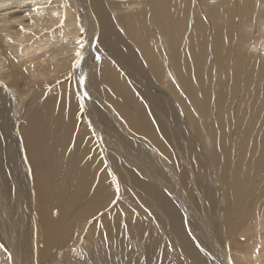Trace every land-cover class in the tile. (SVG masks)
<instances>
[{
	"label": "bare ground",
	"instance_id": "1",
	"mask_svg": "<svg viewBox=\"0 0 264 264\" xmlns=\"http://www.w3.org/2000/svg\"><path fill=\"white\" fill-rule=\"evenodd\" d=\"M3 1L5 0H0V7L2 8L0 9V73L3 69L2 76L6 82L5 84L2 83L0 88V251L4 250L2 252L4 256L0 259V264H47L55 249H62L66 246L68 243L66 232L75 227V224H72L73 217L70 212L72 205L68 201L66 202L65 197L60 196L57 187H55V164L51 160L54 158L55 152L49 148V143L53 137H56L55 132L52 133L47 120L43 116V110L34 109L29 112L28 109L25 123L19 127V136L22 140L23 153L27 161V164L25 161L22 168L16 167L13 158L18 140L13 137V130H10L6 116L8 104L10 103L8 98L11 99V96H13L14 90L12 88L14 86L20 88L19 81L23 80L26 87L32 90L35 88L36 80L39 79L38 82H41L46 76L45 73L41 72L43 64L38 63V56L35 59H31L34 55L28 56L30 48L33 47L37 53L39 49L36 47V43H40L41 40L45 41L48 38L57 41L61 37L59 34L62 29L69 28L76 39L74 43H77V47L74 51L66 53V57H70L72 52L79 50L81 53L85 48L89 49L95 42L98 33H100L99 38L102 37L108 50L112 49V52L107 53V59L104 58L101 62L105 65L102 66L101 70L95 69L94 73L99 75L102 80L111 82V88L116 91L115 97L124 99V102H121L116 98L117 102L112 107L118 113L121 111L120 116L127 119L128 126L137 132L135 133L137 141L132 139L131 141L136 142L135 147L140 152L138 157H134L133 162L140 174V177L139 175L138 177L141 179L134 178L131 176L132 174L128 176V179L141 186L148 195L149 203L155 200L151 202L152 204L155 203L153 205L154 209L147 206L146 210L152 211L149 214H152L153 217L157 215L159 208L164 210L163 213H158L162 216L163 223L159 221L157 223L160 228H163H161L162 231L165 229V237L168 233L173 234L179 239L181 246L186 245V248L191 251L192 254H184L185 260L183 262L186 261L185 264H230L227 259L228 256L223 258L224 254H218L216 243H210L209 238L204 234V229L206 231L208 224L207 226L206 224L202 225L196 208L193 209L191 201L184 195V192L186 189H192L195 194L199 193V196H201V199L196 196L198 201L206 200L212 221L208 220L210 218L205 221L214 224L217 237L222 242L224 239L231 237L242 224L246 223L245 219L247 217L250 220L256 219L258 222L256 229L262 230L264 228L261 221L263 217L258 216L261 213L264 215V210L260 211L256 207V211H250L252 206L255 205L250 200V193L253 191V188L250 187L254 186V183L257 186L258 180L253 176L255 178L252 179V182L251 180L249 182L248 175L244 173L241 166L245 163L254 167L257 163L261 169L256 170L259 173L261 172L264 165V138L261 142L247 143L251 146L250 150L244 145L246 149L237 144L232 147L228 146L231 158H228L224 164L223 161H218L217 169L215 164L210 165L207 163L206 166L208 167H204L203 170L209 185H205L202 191L195 188L197 186L195 183L190 186L188 178H191V180L193 177V179L196 178L195 169L184 157L181 149H179L181 163L178 162V165L173 162V159H170L172 162L170 161L169 165V162L161 155L164 152L161 150L162 144L160 147L159 141L156 140L153 123L155 122L160 131L168 137V125H171V123L166 118L170 117L173 120V126L171 125V127L175 131V138H177L181 135L183 123L186 125L189 121L191 127L194 124L199 125L197 112L194 109L196 105L201 108V116L204 122L212 119L210 92L205 83L211 73L207 67L210 61L207 59L208 54L212 50H216L221 54L222 59H225L227 55L233 54V51L238 52L237 46H240V49L247 47L249 38H253L252 33L249 32L252 29L253 22L247 19L244 26H241L239 30L234 12L224 9V4L229 3L230 0H221L220 3L219 0L217 2L216 0H30V9L26 12L29 14L27 17L24 16L23 19L17 16V11L16 13H14L15 11L9 12L5 7H2L1 2ZM25 1L27 0H13V3L17 4V7L14 8L18 9V7H21L19 5ZM248 7L251 9L249 2ZM259 17L264 18L263 15ZM61 26L64 27L61 28ZM258 29L262 30L259 21ZM40 30H43L41 34L39 33ZM88 31H91L90 36L87 33ZM36 38L39 39L34 42ZM97 45H99L98 42ZM94 54L95 52L92 53V55ZM79 57L76 55L69 65V62L58 60L54 68H60L61 70L69 68L70 70V66L75 67ZM116 59L119 60L120 72L117 71V67L112 68L117 63ZM25 71L28 73L26 74ZM175 71H177V76ZM125 76H132L135 82L139 84L142 99L144 95L148 100V105L151 104L149 110L142 108L143 106L140 105L138 99H135L134 90L132 92ZM74 77L76 83L78 82L77 78L82 81V78H79L77 74ZM247 77L248 81L249 78ZM8 78L11 80H8ZM242 79L243 66L240 61L236 67V84H239ZM174 81H179V85H182L179 90L174 87L172 83ZM220 83L223 84L224 80L221 79ZM42 86L40 84L39 90ZM172 86L174 89H172ZM70 94L65 95L63 98L58 118L55 120L58 122L55 131L59 134L57 140L60 143L71 145V152L67 151L68 154L64 160L78 162L79 158H74L77 152L87 153L83 150L81 137L77 138V135L73 133L74 127H80L83 120L74 111L76 98L73 97V93ZM36 96L37 94L33 92L32 97L35 98ZM95 102H97L96 98L93 103ZM46 103L39 110L46 108L47 105L50 108L54 104L59 105L53 95H50ZM97 103L98 105L101 104L100 102ZM80 105L83 107L82 101H80ZM103 105H106V103L101 104V106ZM171 106H177L179 111H174ZM109 107L111 106L109 105ZM190 107L191 109L188 110ZM64 108L68 109V114L62 111ZM192 112H195L193 117L190 116ZM84 114L83 111L80 117L85 118ZM108 115L112 120H118V114L113 109H109L108 114L104 113L105 117ZM184 115L186 118L188 117V120L185 121ZM179 123L180 125H178ZM174 124H177L178 127ZM231 125L235 127L229 119L220 122L223 135L228 134L226 128ZM138 132H146L144 134L150 136L152 141L143 138ZM208 132V128L204 129L206 135ZM108 133L110 134V132ZM83 134V131H79V135L83 136ZM117 136L119 135L117 134ZM167 137L164 136V138ZM210 141L214 143V140ZM112 142L115 143V138ZM149 144L152 147L151 149ZM205 144L208 145V140L205 141ZM185 145L187 146L186 143ZM177 146L180 148L179 144ZM122 147H124L121 150L125 156L120 158L121 160H127L132 151L125 148V143ZM147 149L150 152H147ZM257 149H259L258 154ZM109 150H111L110 147ZM254 150L257 157L253 153ZM50 153H52L51 156ZM237 153L242 156H247L250 153L251 159H243L242 157L239 167L232 171L231 161L235 160V155V157L239 156ZM180 154L178 153V155ZM87 156L88 154L85 156L86 164L84 168L88 167V163H94L88 159L90 156ZM216 160H219V157L216 156ZM212 166L215 167L216 171L213 170ZM220 166L227 167V171L220 170ZM28 167L31 175L24 171ZM177 172H180V175ZM92 173L91 176H83L80 189L75 194L82 195L85 193V197L88 198L86 201L87 208L79 215L83 220L100 211L108 202V198L112 196L111 188L114 181L111 175L108 176L105 172L97 171V169H93ZM180 176L182 179L185 178L186 184H189V186L184 187L185 184L182 183ZM253 177L251 176V178ZM218 182L222 183L221 187L220 183L217 185ZM214 184L215 186H213ZM201 191L204 192V197ZM166 196L170 200H175L176 205L173 202L175 208L172 201L166 199ZM118 208V212L116 211L114 216L118 217L119 213H121L120 216H127L125 207L121 205ZM154 210H157L156 213ZM52 211L57 213L54 214ZM145 216L130 219L131 229H129L128 223H118V225L113 223V230H116L114 233L120 244L124 242L125 235L131 232L132 237L136 239L134 241L149 240V236L151 237L153 233H149V236L148 233L143 236L142 232L144 227L146 230V227L153 224V218L145 220L146 222L139 220L140 218L145 219ZM159 218L161 219V217ZM100 219H102V222L98 223L99 229L96 233L99 236L97 238L99 243L104 240L103 237L109 232L108 220L106 219L105 222L103 217ZM154 222H156V219H154ZM164 224L166 228H164ZM154 226L156 227V225ZM208 228L211 227L208 226ZM209 233L212 235V231H209ZM86 236H89V234H83L82 239L75 242L74 248L70 250L72 251L71 254L82 248L88 250L92 247L90 238ZM195 236L201 239V243ZM127 237L129 238V236ZM125 240L127 241V239ZM105 243L111 249L115 247V243L110 244L108 238H106ZM239 243L241 244V241ZM192 244L194 245L192 246ZM230 250H232L231 247H227L226 252L228 253ZM99 251L103 250L100 249ZM214 251L217 259H214ZM105 252L107 255V251ZM113 252L107 256L114 255ZM234 252L237 251L233 250L232 253ZM130 253L131 251L129 254H125V260H132V253ZM241 253L243 254L240 251ZM7 254L10 257L9 259L5 258ZM94 255L92 254V256ZM120 258H122V255ZM109 259L111 258L109 257ZM249 263L261 264L256 261L255 263Z\"/></svg>",
	"mask_w": 264,
	"mask_h": 264
},
{
	"label": "rangeland",
	"instance_id": "2",
	"mask_svg": "<svg viewBox=\"0 0 264 264\" xmlns=\"http://www.w3.org/2000/svg\"><path fill=\"white\" fill-rule=\"evenodd\" d=\"M217 1L218 0H216V2ZM220 2L221 0H219V3ZM248 2L251 5V9L248 7ZM30 3V0L22 2L19 5L21 7H18V9H16L14 7H17V4H14L13 0H5L1 2V6L5 7L9 12L15 11L14 13H16L17 11V16L20 19H23L24 16L27 17V15L29 14L26 12H28L30 9ZM0 9L2 8L0 7ZM224 9L226 11L234 12V15H236V21L239 30L241 29V26H244L247 19L252 21V29H250L249 32L252 33L251 36H253V38H249L247 47H242L240 49V46H237L236 48L238 49V52L233 51V54L227 55L225 59H222L221 54L216 50H212L211 52H209L207 59L210 61L207 67L211 73L209 75V79L205 83L209 87L210 92L209 97L211 101L212 119H209L208 122H204L201 116V108L196 105L194 109L197 112V120L199 122V125L194 124L191 127L189 121V125L188 123H186V125L183 123L181 127V135L179 137L176 136L177 138H175V131H173L171 127V125L173 126V120L169 116V118H166V120H169V122L171 123V125H168V137L165 133L163 134L160 131L155 122V124L153 123V132L155 134L156 140L159 141V146L162 144V147H160L162 148V152H164V154H161V152L158 150L160 154L169 162V165L172 162V159L173 162H176L178 165V162L181 163V152L179 151V149H181L184 157L188 160L190 165H193L192 168L195 169L194 173L196 174L197 179H193L194 177L192 178V180L191 178H188L189 184L190 186H193V183H195V185H197L195 186V188L202 191L205 185H209L207 177L205 176V172L203 170L204 167H208L206 166L207 163H209L210 165L215 164L217 169L218 161H223L224 164L228 158H231L230 151H228V146L232 147L233 145L237 144L243 147V149H246L248 147V150H250L251 146L248 144H250L251 142H261L264 138V18L259 17L260 15L264 16V0H230L229 3L224 4ZM258 21L262 25L261 31L258 29ZM63 27L61 26V28ZM42 32L43 30L39 31L40 34ZM90 32H87L89 36ZM59 35L61 37H59L57 41L56 39L48 38L45 41L41 40L40 43H36L35 45L39 49L37 53L35 52L33 47L30 48V53L28 54V56L34 55L31 59H35L36 56H38V63L43 64V66L41 67V72L45 73L46 76L44 79H42L41 82H38L39 79L36 80L37 82L35 83V88L32 90L26 87V83L23 80H20V88L17 86H14L12 88V90H14L13 96H11V93V99L8 98L10 103L8 104L6 112L10 130H13V137L18 140V146L16 147L14 151L15 153L13 155L16 167L18 168H22V165L26 161V157L23 153L22 140H20L19 136V127L21 124L25 123L28 109L29 112L34 109L38 111L43 110L42 113L44 118L47 120V124H49L52 133L55 132L56 138L53 137L49 143V148L55 152L54 158L51 159L55 164V187H57V191L60 196L65 197L66 202L68 201L72 205L70 212L73 217L72 224H75V227L66 232L68 238V243L66 244V246L62 249H55L53 251L52 258L47 262V264H110V262L111 264H162L163 262V264H185L186 261L183 262V260H185L184 254H192L191 251L186 248V245L181 246L179 239L176 238L173 234L168 233L167 237H165V229L163 230V232V228L161 227V229L157 223L158 221L163 223V218L162 216L158 215V213L161 214L164 212V210H162V208H159L158 211L154 210L155 213L157 211V215H155L154 217L152 216V214H149L152 211L150 212L149 210H146V208L148 206L149 208L151 207L154 209L153 205L155 203L152 204L151 202L155 200H152L149 203L148 195L141 188V186L128 179V176L131 174V176H133L134 178L140 177L138 169L133 162L134 157H138L140 152L135 147L136 142L131 141V139L137 141L135 135V133L137 132L130 126H128L127 119L120 116L122 112L120 111L121 113H118L112 107L115 106V103L117 102L116 98L121 102H124V99L117 96L115 97L116 91L114 88H111V82L102 80L99 75H95L94 73L95 69L101 70L102 66L105 65L104 63L101 64V62H103L104 58L107 59V53H110V51L112 52V49L110 51L108 50L102 40V37L99 38L100 33H98L93 45L90 46L89 49L85 48V50L81 52V56L77 60L75 67L73 68L72 66H70V70L69 68H63V70H61L60 68H54V65H57L58 60H60L61 62H69L68 65L73 62L77 51L72 52L70 57H66L65 54L70 51H74V49L77 47V43H74L76 42V39L74 38V35L70 28L66 30L62 29ZM38 39L39 38H36L34 42H37ZM97 42L99 45H97ZM94 52L95 54L92 55V53ZM240 61L242 62L243 66V79L239 84H236V67L237 63ZM83 62L85 63L83 64ZM116 62V65L112 68L115 69L117 67V71L120 72L119 60L116 59ZM107 66L109 67V65ZM2 73H0V88L2 87V83L5 84L6 82V80L2 76ZM25 73L27 74L28 72L25 71ZM175 73L177 76V71H175ZM76 74L79 76V78H82V81H79V79L77 78L78 82H75L76 80L74 76H76ZM95 76L98 77L96 78ZM246 77L249 78L248 81ZM125 78L129 82V86L130 89H132V92L134 90L135 99H138L140 105L143 106L142 108H145V110H149L148 108H151L149 107L151 106V104L148 105V100L144 95L143 99L145 101L142 99L139 84L135 82V79L132 76H125ZM221 79L224 80L223 84L220 83ZM8 80L11 79L8 78ZM131 80L134 82H132ZM135 83L137 84L135 85ZM172 83L178 90L179 87H182V85H179V81H174ZM40 84L43 86L39 90ZM172 89H174L173 86ZM33 92L37 94L35 98L32 97ZM76 92H78L77 95H79L81 98L76 95ZM70 93H73V97L76 98L74 111L77 113L78 117L83 120V124H81L80 127H74L73 133L77 135V138L81 137V143L84 146L83 150L88 154L87 157L90 156V158L88 159L94 162V165L88 163L87 168H84L86 164L85 156L87 154H82L78 151L74 156V158H79L78 162H76L75 160L65 161L64 158L67 157V151L71 152V145L68 143L62 144L57 140L59 138V134L55 131V127L58 122L55 120L58 118L59 110L64 96L69 95ZM50 95L54 96V99L59 103V105L54 104L52 108L47 105L46 108L39 110L40 108H42V105L49 99ZM94 97L96 98L97 102H100L101 104L106 103V105L101 106V104L98 105L97 102L93 103V101L95 100ZM80 101L83 102V107L82 105H80ZM109 105L111 107L108 108ZM109 109H113L114 112L118 114V120H112L110 115H108L107 117L104 116V113L108 114ZM171 109H173L174 111H179L177 106H171ZM190 109L191 107L188 110ZM62 111L65 114H68V109L64 108ZM83 111L85 112V118L80 117V114H82ZM194 115L195 112H192L190 114L191 117H193ZM184 118H186L185 115ZM187 118L185 119V121L188 120ZM228 119L233 122L235 127L231 125L230 127L226 128V130H228V134L223 135L222 129L220 128V122L227 121ZM174 125L178 127L177 124ZM178 125H180V123ZM206 128H208L209 130L207 135L204 133V129ZM79 131L84 132L83 136L79 135ZM108 132H110V134ZM144 133L138 132V134L143 138L152 141L150 136ZM117 134L119 136L116 137ZM164 136L167 138H164ZM113 138H115V143L112 142ZM206 140H208V145L205 144ZM210 140H214V143H212ZM128 141L130 142L128 143ZM146 142L148 141L146 140ZM123 143H125L126 145L125 148L132 151V154L129 158H127V160H121L120 158L121 156H125V154L121 150L122 148H124L122 147ZM185 143L187 144V146L185 145ZM178 144L180 145V148L179 146H177ZM243 145L246 148H244ZM109 147L111 148V150H109ZM149 147L150 149L152 148L150 144ZM257 150L256 152L258 154L259 149ZM146 151L150 152L148 149ZM256 152L255 150L253 151L255 157H257ZM178 153L180 155H178ZM238 153L237 155L239 156L235 157V155V160L231 161L232 171H235L239 167L240 163L242 162V157L243 159H251V155H249L250 153L247 155L248 157L242 156ZM51 155L52 153H50V156ZM216 156L219 157V160H216ZM256 164L254 165V167L249 166L245 163H243V165L241 166L242 169H244V173H247L249 182L250 180L252 182V179H254L255 177L256 180H258L257 186L254 183V186L250 187L253 188V191L250 193V200L252 203H255V205H253L252 209L250 210L252 212L256 211V207L260 211L264 210V165L261 172L259 173L257 170L261 168H259L258 164ZM212 167L213 170H215V167ZM223 167L220 166V170L227 171L228 168L224 167L223 169ZM93 169H97V171L100 172H105L108 176L111 175L112 180L114 181L111 188L112 196L108 198V202L100 211H98L92 217L83 220L79 217V215L87 208L88 204L86 203V201L88 200V198L85 197V193L82 195L75 194L80 189L83 176L93 175ZM24 171H26L25 173H29V175H31L29 167ZM177 173L180 175V172ZM251 176L255 177L251 178ZM180 178L182 183L185 184L184 187H186L187 185L189 186V184H186L185 178H183L184 181L181 176ZM219 183L221 187L222 183L218 182L217 185H219ZM213 186H215V184ZM184 195L188 198L189 201H191L193 209L196 208L198 215L201 218L202 225L206 224L207 226L208 224V226L211 227L209 229L207 226L206 231L204 229V234L209 238L210 243H216V252L218 254H224L223 258L228 256V258H226L228 259V261H230V264H247L249 262L255 263V261L264 264V228H262V230L256 229V226L258 225L256 219L250 220L247 217L245 219L246 223L242 224L232 234L231 237L224 239L222 242V240L217 237V232L214 228V224L206 223L208 220L212 221L207 208L206 200L202 199L201 201H198L196 196H199V193L195 194V191H193L192 189H186ZM202 195L203 197L205 196L204 192H202ZM199 197L201 199V196ZM167 198L168 197L166 196V199ZM168 200L172 201V205L175 208V200H170L169 198ZM173 202L175 205L173 204ZM120 204L122 205V207L126 208L127 216H120L121 213H119L118 215L120 217L118 216V218L117 216H114V214L116 213V211L118 212V207L121 206ZM52 212L54 214L57 213L56 211ZM110 215H112L111 218ZM137 216H145V219H139L142 222H146L147 219L153 218L152 222L154 225H156L157 228L153 224H151L146 227V232L144 227L142 235L144 236L148 233L149 236V233H153L154 236L153 234H151V237L149 236V240L137 242L134 241L136 239L132 237L133 234L131 232L127 235L124 234V242L120 244L119 240H117L116 234L114 233L116 230H113V223L115 225H118V223H128L129 229H131L132 224L130 222V219H138ZM261 216L264 219V215H262V213L258 217ZM101 217L104 218L105 222L106 219L108 220L109 232L103 237L104 240L99 243L97 239L99 236L96 233L99 229L98 223H100V221L102 222V219H100ZM159 217H161V219ZM197 218L199 219V217ZM154 219H156V222H154ZM263 219L261 220L262 224H264ZM164 228H166V226ZM208 230L210 232L212 231V235H210ZM162 232L164 233L163 235ZM87 233L89 234V236L86 237L90 238L92 247L88 250L82 248L80 250L74 251V254H71L72 251L70 250L74 248L75 242L82 239V235ZM127 236H129V238ZM106 238H108L110 244L115 243V247H112L114 248V250L120 253L117 254V252H115L113 248L111 249L109 246H107V244L105 243ZM195 238H198L197 240H199L201 243V239L199 237L195 236ZM125 239H127V241ZM225 240L227 242H224ZM240 241L241 244L239 243ZM124 244L126 245L124 246ZM101 245L104 246L101 247ZM193 245L194 244H192V246ZM227 247H231L232 249L228 253L226 252ZM100 249L103 251H99ZM110 249L111 252L114 251V255L111 254L113 258L110 255L107 256L111 253ZM233 250L237 252L232 253ZM105 251H107V255L105 254ZM130 251L132 253H130L132 255V260L127 261L125 260V254H129ZM240 251L243 252V254H240ZM2 252L0 251V259L4 256ZM216 252H213L214 259H217ZM92 254H95V257L92 256ZM120 254L122 255V258H120ZM143 254L147 255L144 256ZM162 256H164V258H162ZM109 257L111 259H109ZM5 258L9 259L10 257L7 254ZM179 260L181 263L179 262Z\"/></svg>",
	"mask_w": 264,
	"mask_h": 264
},
{
	"label": "snow or ice",
	"instance_id": "3",
	"mask_svg": "<svg viewBox=\"0 0 264 264\" xmlns=\"http://www.w3.org/2000/svg\"><path fill=\"white\" fill-rule=\"evenodd\" d=\"M76 55H77V56H81V53H80L79 50L77 51Z\"/></svg>",
	"mask_w": 264,
	"mask_h": 264
}]
</instances>
